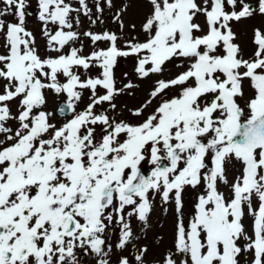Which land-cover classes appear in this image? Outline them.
Masks as SVG:
<instances>
[{
    "label": "snow or ice",
    "instance_id": "obj_1",
    "mask_svg": "<svg viewBox=\"0 0 264 264\" xmlns=\"http://www.w3.org/2000/svg\"><path fill=\"white\" fill-rule=\"evenodd\" d=\"M256 18L264 0H0V264H264V24L247 58L233 30ZM122 59L152 81L139 107L116 102L139 87ZM156 207L171 244L149 259Z\"/></svg>",
    "mask_w": 264,
    "mask_h": 264
},
{
    "label": "rangeland",
    "instance_id": "obj_2",
    "mask_svg": "<svg viewBox=\"0 0 264 264\" xmlns=\"http://www.w3.org/2000/svg\"><path fill=\"white\" fill-rule=\"evenodd\" d=\"M264 24V20H261L260 18H256L253 20H246L241 23H235L233 24V30L237 34V40L236 43L240 44L241 47L244 50L245 58L248 57V55L251 54L253 45H252V28L254 26H260ZM29 28H31L34 32L38 33V25L34 19H30L28 22ZM89 27L87 21H84L83 26L79 29L81 32L84 30H87ZM103 29H108L111 31H117V28L115 24H113L111 21L106 20L103 25L93 27L92 31H101ZM143 39V36L140 37ZM38 39H40L41 45H43V39L38 36ZM85 45V54H87L91 50V44L88 40H84ZM79 46V45H76ZM100 47H106L105 44H101ZM133 69V61L132 60H120L119 67L116 69V77L118 81V86H120V81L122 80L121 74L124 72H127L129 74L128 79L124 80V82H128L129 80L133 82L134 84L139 85L137 89L135 90L134 94H125L120 96L117 99V104L122 109L127 108H135L139 107L143 104V102L147 98V94L150 91L152 81H139L135 76L132 74ZM183 69H177L174 65H169L168 71L172 74H175L177 71H182ZM95 75V71L92 73ZM167 78V76L165 77ZM155 79V78H154ZM245 94L246 96L251 95V90L247 83H245ZM157 102H154L152 107H155V104ZM241 106H243V100L240 101ZM52 98H49V107H53ZM83 107V105H81ZM147 111H151V108H149ZM135 122V121H133ZM151 166H148L146 169L150 170ZM239 174L238 167H232L230 168L228 172L229 179L232 180L235 178L236 175ZM196 197V192L189 190L184 194V212L187 214L194 209V201ZM248 221H246V224ZM150 224H151V230L148 232L147 239H141L140 244H147L149 246V259L152 258V255L157 251H163V248L171 244V234L173 229V212L172 209L169 208L168 214L165 215L159 207H156L152 213V216L150 218ZM136 230L139 232L140 228L138 225L135 226ZM142 235V233H141ZM163 237V240L160 241L157 238ZM154 242L156 244H159V249L154 248Z\"/></svg>",
    "mask_w": 264,
    "mask_h": 264
}]
</instances>
